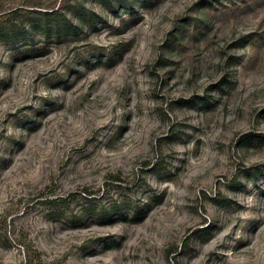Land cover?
<instances>
[{"label": "rangeland", "instance_id": "obj_1", "mask_svg": "<svg viewBox=\"0 0 264 264\" xmlns=\"http://www.w3.org/2000/svg\"><path fill=\"white\" fill-rule=\"evenodd\" d=\"M0 29V264H264V0H0Z\"/></svg>", "mask_w": 264, "mask_h": 264}, {"label": "trees", "instance_id": "obj_2", "mask_svg": "<svg viewBox=\"0 0 264 264\" xmlns=\"http://www.w3.org/2000/svg\"><path fill=\"white\" fill-rule=\"evenodd\" d=\"M64 1L68 2L69 0H64ZM38 14H41L40 16L44 17L45 21L42 20L44 23H42L41 25L42 26L41 31L46 36H53V37L55 36L59 38L67 34L75 35L79 30V27L74 23L70 22L69 19L66 18L65 14H61L58 11H50V12L42 11V12H38ZM14 28L15 27H11L4 32L15 34L16 29ZM160 168H162L161 163L160 161H157L153 163V166L150 169L159 170ZM70 198L71 197H60V198L57 197L54 199H50V201L48 202L50 203V208L52 210H55V212H59V213L62 212L63 214V211H65L66 208L69 206L68 200ZM82 210H84V213L87 211L91 213L93 216H96L97 218H104V217L106 218L115 213L120 215H126V213L124 212L130 210L134 211L135 214H138V211L142 209H138L137 206L132 205L131 201H124L123 203H119V204L109 203L108 205L102 207L97 201L87 200L86 203H84ZM123 219L126 220V217H124ZM37 258L40 261V258L39 257Z\"/></svg>", "mask_w": 264, "mask_h": 264}]
</instances>
